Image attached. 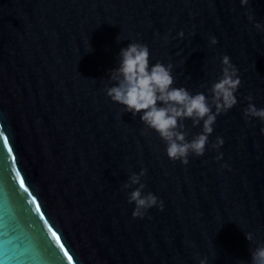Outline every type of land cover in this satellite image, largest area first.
I'll use <instances>...</instances> for the list:
<instances>
[{"label":"water","instance_id":"obj_1","mask_svg":"<svg viewBox=\"0 0 264 264\" xmlns=\"http://www.w3.org/2000/svg\"><path fill=\"white\" fill-rule=\"evenodd\" d=\"M248 14L264 21V0L247 14L239 0H0V264H198L197 253L251 264L245 233L264 241V122L243 109L249 94L264 107V33ZM133 41L192 92L231 58L242 83L210 137L224 140L221 161L209 149L173 162L106 95ZM141 168L145 192L165 203L143 219L121 187Z\"/></svg>","mask_w":264,"mask_h":264},{"label":"clouds","instance_id":"obj_2","mask_svg":"<svg viewBox=\"0 0 264 264\" xmlns=\"http://www.w3.org/2000/svg\"><path fill=\"white\" fill-rule=\"evenodd\" d=\"M239 2L247 14L250 0ZM248 20L258 32L264 33V21L257 20L254 14H248ZM177 35L183 38L184 33L181 30ZM117 39H120L119 35ZM209 43L217 44V37L210 36ZM91 50L90 44L88 51ZM109 79L114 83L106 85V95L133 117L139 116L148 129L158 134L170 160L187 166L190 157H202L209 149L216 150L218 162L223 159V153L219 151L224 144L223 138L217 137L213 142L210 137L217 117L238 104L237 92L242 83L239 69L228 55L221 58L220 74L207 90L192 92L185 87L174 86L171 64L152 63L148 46L133 41L120 49L117 66L110 70ZM245 100L248 104L243 109L244 119L258 118L264 122V107H257L251 94ZM187 121H191L192 127L200 131L190 134ZM261 133L264 134V128H261ZM221 167L231 170L226 162ZM147 172V168H141L139 172L132 171L121 186L123 190L131 189L127 197L128 202L134 204L133 218L143 219L153 207L161 211L165 207L163 199L154 192H145L146 184L142 182V177ZM245 236L255 245L251 249V264H264V241H257L252 232L245 233ZM192 246H196L195 242H192ZM197 259L198 264H209L207 255L201 257L197 253Z\"/></svg>","mask_w":264,"mask_h":264},{"label":"snow or ice","instance_id":"obj_3","mask_svg":"<svg viewBox=\"0 0 264 264\" xmlns=\"http://www.w3.org/2000/svg\"><path fill=\"white\" fill-rule=\"evenodd\" d=\"M4 143L5 144H7L8 143V141H7V138H5V140H4ZM9 151H11V149H9ZM18 175H19V173H18ZM24 186V181L23 180H21V187H23ZM26 191H27V189H25ZM33 199H35V197H33ZM45 223H47V221H45ZM52 235L53 236H56V233L55 232H53L52 233ZM56 238H57V240H59L60 239V237L59 236H56ZM69 259H71V257H69Z\"/></svg>","mask_w":264,"mask_h":264}]
</instances>
